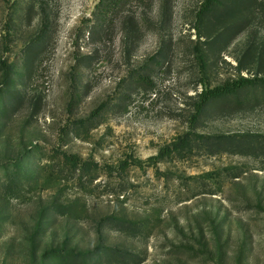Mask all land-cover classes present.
<instances>
[{
	"label": "rangeland",
	"instance_id": "obj_1",
	"mask_svg": "<svg viewBox=\"0 0 264 264\" xmlns=\"http://www.w3.org/2000/svg\"><path fill=\"white\" fill-rule=\"evenodd\" d=\"M98 1L0 0V264H264V0Z\"/></svg>",
	"mask_w": 264,
	"mask_h": 264
},
{
	"label": "trees",
	"instance_id": "obj_2",
	"mask_svg": "<svg viewBox=\"0 0 264 264\" xmlns=\"http://www.w3.org/2000/svg\"><path fill=\"white\" fill-rule=\"evenodd\" d=\"M130 1L131 0H99L95 6V11L93 13V19H94L93 34L99 37L102 36L103 34L108 32V30L113 28L114 23L117 20H119V24L125 25L126 28H128V31H129V33H127L128 35H131L132 33L138 32L139 30H141L140 28H142L143 21H144L142 14L137 16L136 13H134L133 15L128 16L123 13V10L126 9ZM139 1L140 3H142L144 0H139ZM146 1H149L151 6L154 4L153 0H146ZM241 1L242 0H240L239 2ZM163 2L165 3H163V5L162 4L160 5V9H164L167 6V1L163 0ZM218 2H219L218 0H204L201 6L200 15H198L199 19L202 18L204 14L205 15L209 14L214 9L215 7L214 5L217 4ZM32 9L33 7H29V11H31ZM48 23H49V20L47 22V26H48ZM0 64H1L2 69H4V72H5V74L3 75V80H6L7 85H9L10 84L9 74H10L11 68L6 62V60L1 61ZM231 91H232V88L229 86H226V87L221 86V87H216L214 89L203 90L199 94V102L196 105L197 116L201 115L204 112L205 108L213 100V98L220 97V96H226ZM5 95H8V91H4L3 95L1 96H5ZM211 138L212 137H207V139H209L208 141H210ZM231 139H232V143L238 142L237 137L231 138ZM240 145L237 144V145H232V146L237 148V147H240ZM230 151L233 152V154H244L242 153V151H236V149H233ZM166 153L167 151H163L159 156L156 157V160H160L162 156L165 155ZM68 161L72 164L77 162L73 157H70ZM14 176L9 175L7 178L8 180H10V178ZM13 184L14 183L11 182L7 186V191L14 192V190H17L21 187V185H13ZM118 223L121 226V228L125 230L126 228H128L126 226L136 227V225L127 224V222L118 221ZM84 255L85 254H82V253L78 254V256L77 254L74 256L65 254L59 258L60 260L55 259V261H59V263H64V264H89V263L93 264V262H95L94 264H97V261L96 260L94 261V259H89V261H87L86 259H83ZM118 256L121 258L122 260L121 262H133L135 259V255H132L126 252H123V253L120 252ZM110 257H111V254H109L108 258Z\"/></svg>",
	"mask_w": 264,
	"mask_h": 264
}]
</instances>
